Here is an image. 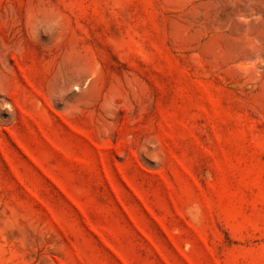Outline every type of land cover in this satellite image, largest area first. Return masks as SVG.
Masks as SVG:
<instances>
[{"label":"rangeland","instance_id":"1","mask_svg":"<svg viewBox=\"0 0 264 264\" xmlns=\"http://www.w3.org/2000/svg\"><path fill=\"white\" fill-rule=\"evenodd\" d=\"M264 0H0V264H264Z\"/></svg>","mask_w":264,"mask_h":264},{"label":"bare ground","instance_id":"2","mask_svg":"<svg viewBox=\"0 0 264 264\" xmlns=\"http://www.w3.org/2000/svg\"><path fill=\"white\" fill-rule=\"evenodd\" d=\"M263 24H264V21H263Z\"/></svg>","mask_w":264,"mask_h":264}]
</instances>
